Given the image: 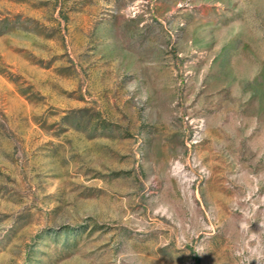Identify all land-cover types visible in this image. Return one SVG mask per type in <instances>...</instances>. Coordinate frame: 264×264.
Instances as JSON below:
<instances>
[{
    "label": "rangeland",
    "instance_id": "rangeland-1",
    "mask_svg": "<svg viewBox=\"0 0 264 264\" xmlns=\"http://www.w3.org/2000/svg\"><path fill=\"white\" fill-rule=\"evenodd\" d=\"M0 264H264V0H0Z\"/></svg>",
    "mask_w": 264,
    "mask_h": 264
}]
</instances>
